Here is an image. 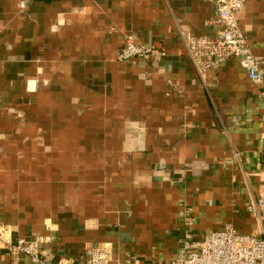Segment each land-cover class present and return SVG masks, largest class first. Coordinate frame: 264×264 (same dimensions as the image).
Listing matches in <instances>:
<instances>
[{
    "label": "crops",
    "instance_id": "crops-1",
    "mask_svg": "<svg viewBox=\"0 0 264 264\" xmlns=\"http://www.w3.org/2000/svg\"><path fill=\"white\" fill-rule=\"evenodd\" d=\"M238 18L264 60V0ZM186 30L221 32L213 0H0V225L12 237L74 264L97 242L115 264H147L172 259L188 227L257 232L246 206L264 189V80L236 58L201 75ZM127 35L155 55L118 62ZM0 264L31 261L0 246Z\"/></svg>",
    "mask_w": 264,
    "mask_h": 264
},
{
    "label": "built area",
    "instance_id": "built-area-1",
    "mask_svg": "<svg viewBox=\"0 0 264 264\" xmlns=\"http://www.w3.org/2000/svg\"><path fill=\"white\" fill-rule=\"evenodd\" d=\"M213 2L217 21L222 26L217 36L180 31L186 52L197 71L203 75L208 69L236 58L249 80L263 81L264 60L253 52L238 18L246 0ZM155 53L152 45L140 44L133 35H127L125 43L117 51L116 60L121 63L138 58L148 61ZM262 141L264 150V135ZM246 209L257 223L256 233L240 231L227 223L223 229L210 231L199 238L188 227L176 256L166 262L147 264H264V189L257 199L248 202ZM190 223L188 220L186 225ZM0 246L25 255L31 264H74L64 257L54 258L38 238L12 237L9 225H0ZM82 264H115L111 259V248L102 242L92 243L85 249Z\"/></svg>",
    "mask_w": 264,
    "mask_h": 264
},
{
    "label": "water",
    "instance_id": "water-1",
    "mask_svg": "<svg viewBox=\"0 0 264 264\" xmlns=\"http://www.w3.org/2000/svg\"><path fill=\"white\" fill-rule=\"evenodd\" d=\"M59 21H60L61 24L64 23V20H63V19H61V20H59ZM56 28H57V26H53V29H56Z\"/></svg>",
    "mask_w": 264,
    "mask_h": 264
},
{
    "label": "rangeland",
    "instance_id": "rangeland-1",
    "mask_svg": "<svg viewBox=\"0 0 264 264\" xmlns=\"http://www.w3.org/2000/svg\"><path fill=\"white\" fill-rule=\"evenodd\" d=\"M176 255H177V254H176ZM176 255H175V256H176Z\"/></svg>",
    "mask_w": 264,
    "mask_h": 264
}]
</instances>
